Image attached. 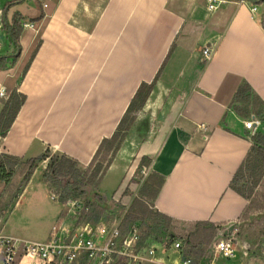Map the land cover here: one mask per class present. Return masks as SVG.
Returning a JSON list of instances; mask_svg holds the SVG:
<instances>
[{"label": "crops", "instance_id": "crops-1", "mask_svg": "<svg viewBox=\"0 0 264 264\" xmlns=\"http://www.w3.org/2000/svg\"><path fill=\"white\" fill-rule=\"evenodd\" d=\"M5 1V18L19 11L34 31L14 64L0 70V88L26 96L0 136V152L27 159L48 148L87 165L139 83L158 73L137 118L143 127L134 126L130 144L125 138L116 153L135 157L123 173L131 178L149 158L148 170L164 178L154 208L173 219L241 218L247 200L228 185L251 146L244 120L255 116L238 114L232 98L245 80L264 102V0H225L209 15L207 0ZM207 43L213 53L201 63Z\"/></svg>", "mask_w": 264, "mask_h": 264}, {"label": "trees", "instance_id": "trees-1", "mask_svg": "<svg viewBox=\"0 0 264 264\" xmlns=\"http://www.w3.org/2000/svg\"><path fill=\"white\" fill-rule=\"evenodd\" d=\"M8 4L9 1L6 2V7ZM6 7L1 11V30L7 42L4 49H0V70L8 69L14 64L18 56L19 38L23 30L22 24L25 20H28L19 11H14L10 19L5 18ZM41 17L42 15L37 16L35 21ZM38 45L39 42L32 50L23 68L22 75L28 67ZM157 74L150 82L142 81L139 83L115 130L109 137H105L100 141L97 150L87 165L80 164L76 159L66 154L52 152L48 148L40 155L25 160L18 156L0 152V174L4 176L0 178H3V180L7 181L18 167L26 168L20 187L13 196L14 200L11 199V202L13 200L12 205L14 206L16 203L18 196L21 194L33 171L42 161L46 160L47 163L43 169L42 178L45 182L61 190L58 199L60 202L68 198L75 200V198L81 195L85 196L90 192L91 199L89 200V208L93 214H91L92 217L98 216L103 210H116V206L121 207L118 203H114L115 207H108L104 203L105 199L103 195L96 190V187L105 175L111 163V158L115 156L122 142L131 131L137 115L142 111L154 88ZM22 75H20L19 80ZM25 99V94L19 92L15 87L9 89L7 93L5 90V95L0 97V136L5 135ZM232 103L238 114L246 117L253 113L260 121V124L263 125L262 128H257L253 133L250 132V149L233 174L228 185L230 189L247 200V205L241 214L242 218L249 207V200L251 199L255 186L264 178V102L255 94L250 85L243 80L233 95ZM108 154L109 158L107 159ZM145 159L148 167L150 159L142 157L136 166L135 172L143 170L144 166L142 162ZM146 176L142 183L141 191H139V196L132 200L122 216L120 222L121 235L125 236L133 229L140 231V227L145 226V229L142 230V232L144 231L143 236H141L142 233L140 232L139 242L142 243L145 238L149 239L155 234L172 236L176 230V224L193 226V229L189 230L186 235L185 244L187 245V249H181V252H183L181 259H188V264H198L205 250V246L215 231L221 228L224 223H213L203 220L182 222L157 211L154 208L153 201L163 184L164 178L153 171H149ZM5 216L6 213L2 212L0 221H5ZM237 233L239 232L237 231ZM170 240L171 242L175 241V239ZM155 241L157 240L153 242ZM79 264L86 263L81 261ZM112 264H124V261L116 260Z\"/></svg>", "mask_w": 264, "mask_h": 264}, {"label": "rangeland", "instance_id": "rangeland-1", "mask_svg": "<svg viewBox=\"0 0 264 264\" xmlns=\"http://www.w3.org/2000/svg\"><path fill=\"white\" fill-rule=\"evenodd\" d=\"M200 1L203 4L205 0ZM219 6L210 11L206 10V13L208 15L209 13H216L219 10ZM4 7H6V1L2 0L0 8L2 9ZM260 8H264V3L260 5ZM1 9L0 17L2 13ZM19 9L25 12V7H20ZM11 12L12 11H10V14ZM33 31L34 30L31 28L23 27L19 38V44L23 52L27 48V44L33 34ZM6 42L7 40L4 37L3 31L0 29V49H4ZM34 47L35 44L32 49ZM139 114L137 115L132 128L134 126L143 127L141 123L139 124L137 122L139 121L137 120ZM132 128L127 136L128 140H126V144H130L129 139L131 138V135H133ZM129 146L136 148L137 143L133 141V143ZM108 158L109 154L107 155V159ZM133 158L135 157L126 156V159L123 160L118 158L116 154L111 158L109 167H111L113 163H116L117 165L105 173L103 178L98 183L96 190L103 195L105 199L104 203L108 207H115L114 203H118L121 207L116 206V210H103L101 214L94 217L91 216L92 212L89 208V200L91 199L90 192H88L85 196L81 195L75 198V200H73V198H68L65 200L66 202H60L58 199L61 190H58L50 183L43 180L47 185L46 188V186L40 181L47 161H45L46 163L42 161L33 171L30 179L28 180V182L30 180L31 181L26 187V191L21 196L18 204H16V207L12 210V202L14 200L13 196L19 189L22 177L26 172V168L23 169L22 167H18L7 181L0 178V215L2 212L6 213V221H0V232L3 235L19 239L43 241L48 238L52 226L59 224L60 221L66 222L69 226H75L76 224L84 222L97 223L102 221L110 224L117 221L124 215L132 200L139 196L142 183L149 172L146 165L147 161L145 159L142 162L144 166L143 170L135 172L136 168L134 167L131 178L128 179L125 175L126 173H123V171L127 172V170L131 167L130 165L134 162ZM0 177L4 176H1L0 174ZM51 194L55 195V199H52ZM11 199H13L12 202ZM67 201H73L74 204L69 205L67 204ZM249 203V207L242 218L233 223H226L215 231L210 241L205 246V250L203 251L198 264H237L240 257L241 264H264V178L255 186ZM233 224L236 229H234ZM175 226L176 230L172 236L155 234L156 236L153 235L149 239L145 238L142 243L147 245L161 243L163 241L171 242L170 239H175L180 242L179 250L177 252H173L172 249L165 250L163 258L167 262H170L173 259L180 260L183 254L181 249H187V245L185 244L186 235L189 230L193 229V226L186 224H176ZM140 229V232L142 233L141 236H143L144 231L142 232V230L145 229V226H141ZM237 231L239 233H237ZM220 237L232 239L236 248L235 257L224 258L214 254L213 243ZM154 240L157 241L153 242ZM114 262L115 261H113V263Z\"/></svg>", "mask_w": 264, "mask_h": 264}, {"label": "built area", "instance_id": "built-area-1", "mask_svg": "<svg viewBox=\"0 0 264 264\" xmlns=\"http://www.w3.org/2000/svg\"><path fill=\"white\" fill-rule=\"evenodd\" d=\"M207 8L215 9L225 0H207ZM240 3L247 0H237ZM45 7L46 3L43 2ZM252 11L256 10L253 5ZM31 22H23V27L33 28ZM214 45L207 43L200 49L199 60L206 63L212 56ZM5 95V89L0 88V97ZM260 125V121L251 117L244 120V127L253 133ZM202 126V125H201ZM52 199L55 195L51 194ZM73 205L74 202L67 201ZM118 219L112 223L99 221L97 223L84 222L69 226L60 221L53 225L46 240L33 241L10 237L0 233V264H112L122 260L124 264H188V259H173L165 261L163 253L172 249L177 252L180 242L163 241L161 243L143 244L139 242L140 231L133 229L125 236L121 235ZM234 227V224H233ZM236 229V227H234ZM213 252L217 256L232 258L236 255V248L232 239L220 237L213 243Z\"/></svg>", "mask_w": 264, "mask_h": 264}]
</instances>
